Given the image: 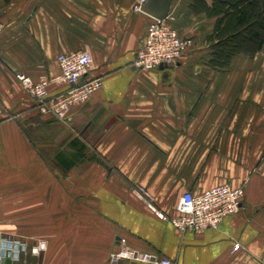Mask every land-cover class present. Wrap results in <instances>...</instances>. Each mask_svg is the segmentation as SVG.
I'll use <instances>...</instances> for the list:
<instances>
[{
  "label": "crops",
  "instance_id": "obj_1",
  "mask_svg": "<svg viewBox=\"0 0 264 264\" xmlns=\"http://www.w3.org/2000/svg\"><path fill=\"white\" fill-rule=\"evenodd\" d=\"M134 3L0 0V230L44 239V264H108L120 239L135 257L119 264H264V43L215 68V18L172 0L166 22L192 45L174 67L135 69L152 17ZM76 52L102 87L64 122L14 74L53 77ZM222 184L244 189L238 213L197 233L137 193L172 217L184 192Z\"/></svg>",
  "mask_w": 264,
  "mask_h": 264
},
{
  "label": "built area",
  "instance_id": "obj_2",
  "mask_svg": "<svg viewBox=\"0 0 264 264\" xmlns=\"http://www.w3.org/2000/svg\"><path fill=\"white\" fill-rule=\"evenodd\" d=\"M148 0H135L132 7L134 13H143V6ZM191 41L178 36L176 31L169 27L164 20L151 18L147 27L146 36L137 50L132 66L139 70H156L174 67L190 48ZM59 73L53 77H41L33 80L22 73H15L14 79L27 92L28 96L37 105L42 114H50L61 121L67 122L71 109L86 103L94 93L102 87L98 78H90L91 58L87 53H68L56 57ZM64 86L65 91L50 97V87ZM137 193L146 201L155 215L169 222L179 233L201 232L217 228L222 220L238 213L244 199L243 188H233L229 184L207 189L199 194L184 192L178 199L175 215L165 216L152 205V199L143 188ZM123 248L110 255L108 264H119L121 259L132 260L135 257L133 250L125 247V241L120 239ZM27 243L23 239H6L0 237V264H17L27 252ZM239 246L234 245V250ZM45 250L44 245L32 249L38 255ZM145 264H173L167 259L149 257Z\"/></svg>",
  "mask_w": 264,
  "mask_h": 264
},
{
  "label": "trees",
  "instance_id": "obj_3",
  "mask_svg": "<svg viewBox=\"0 0 264 264\" xmlns=\"http://www.w3.org/2000/svg\"><path fill=\"white\" fill-rule=\"evenodd\" d=\"M193 0L192 10L215 18L210 64L224 69L237 54L253 56L264 43V0Z\"/></svg>",
  "mask_w": 264,
  "mask_h": 264
},
{
  "label": "rangeland",
  "instance_id": "obj_4",
  "mask_svg": "<svg viewBox=\"0 0 264 264\" xmlns=\"http://www.w3.org/2000/svg\"><path fill=\"white\" fill-rule=\"evenodd\" d=\"M191 45H192V42H191ZM262 107L264 108V101H263ZM0 237L6 238V239H9V238H11V239H23V238H18L16 236H13L12 233H9L8 231H3V230H0ZM25 241L28 245L27 252L22 256V259L17 264H44L43 256L41 254L42 252H40L38 255H36V254L32 253V249L38 248V246L40 244L44 245L46 247L45 240L37 238V237L36 238L33 237L32 239L29 238Z\"/></svg>",
  "mask_w": 264,
  "mask_h": 264
},
{
  "label": "water",
  "instance_id": "obj_5",
  "mask_svg": "<svg viewBox=\"0 0 264 264\" xmlns=\"http://www.w3.org/2000/svg\"><path fill=\"white\" fill-rule=\"evenodd\" d=\"M172 0H148L143 6V12L156 20H164L169 15V6ZM160 70L163 66L159 67Z\"/></svg>",
  "mask_w": 264,
  "mask_h": 264
}]
</instances>
